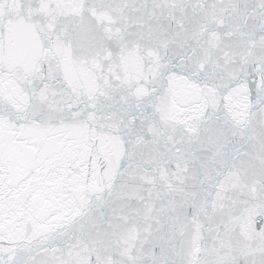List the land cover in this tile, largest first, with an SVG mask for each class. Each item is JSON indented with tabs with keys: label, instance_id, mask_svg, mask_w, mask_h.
<instances>
[{
	"label": "snow or ice",
	"instance_id": "6c2138e0",
	"mask_svg": "<svg viewBox=\"0 0 264 264\" xmlns=\"http://www.w3.org/2000/svg\"><path fill=\"white\" fill-rule=\"evenodd\" d=\"M0 264H264V0H0Z\"/></svg>",
	"mask_w": 264,
	"mask_h": 264
}]
</instances>
